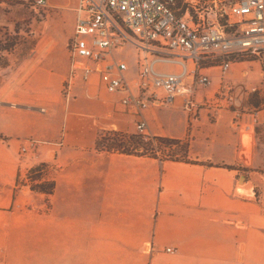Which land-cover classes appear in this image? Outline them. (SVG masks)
<instances>
[{"label":"crops","instance_id":"crops-1","mask_svg":"<svg viewBox=\"0 0 264 264\" xmlns=\"http://www.w3.org/2000/svg\"><path fill=\"white\" fill-rule=\"evenodd\" d=\"M126 62L134 73V59ZM202 72L210 82L199 101L223 86L243 106L250 87L264 95V54ZM92 75L41 112L0 102V264H264V104L244 106L237 123L230 110L202 107L188 120L182 96L139 115ZM140 118L153 136L178 140L177 159L95 150L99 134L136 133ZM26 137L43 145L22 161L55 166L49 196L16 183Z\"/></svg>","mask_w":264,"mask_h":264},{"label":"built area","instance_id":"built-area-1","mask_svg":"<svg viewBox=\"0 0 264 264\" xmlns=\"http://www.w3.org/2000/svg\"><path fill=\"white\" fill-rule=\"evenodd\" d=\"M73 1L75 21L68 42L72 62L63 80L66 94L75 82H85L97 74L107 92L117 95L122 106L139 115L152 101L169 105L182 96L181 107L188 120L202 107L214 113L230 110L232 121H240L246 109L232 87H221L212 100L199 101L196 95L205 92L210 82L202 72L204 66L217 65L225 72L234 61L264 54V0H231L217 13L206 8L198 13L196 21L188 8L179 12L176 0ZM47 2L32 0V6L44 8ZM126 46L134 50L132 74L127 62L117 55ZM158 64L177 65L180 72L157 71ZM247 90L255 93L260 88L252 86ZM146 127L140 118L135 124L136 133L150 144L155 158L167 159L170 146H159ZM42 145L43 141L28 138L20 151L36 159V150Z\"/></svg>","mask_w":264,"mask_h":264},{"label":"rangeland","instance_id":"rangeland-1","mask_svg":"<svg viewBox=\"0 0 264 264\" xmlns=\"http://www.w3.org/2000/svg\"><path fill=\"white\" fill-rule=\"evenodd\" d=\"M188 1L189 3H184L183 0H176V7L179 12L188 8L189 15L196 21L198 13L204 12L206 8H212L217 13L231 0ZM190 5H194L195 8ZM73 7V0H48L46 7L36 9L32 6V0H0V102L14 101L9 103L21 105L36 103L39 105L36 107L49 108L50 105H55L50 100L56 94L59 97L67 98L63 89V80L69 73L71 65L68 56V42L75 21ZM117 55L119 58L131 62L134 59V50L131 46H126ZM32 63L34 64L28 69L23 80L18 81L17 78L24 72L25 67ZM75 65L79 66L80 64L75 63ZM156 70L176 72L179 67L174 64H160L156 66ZM92 78L93 75L90 79ZM16 80L18 82L14 83ZM255 94H258V97H253V93L247 95L243 103L244 106L248 107L251 105V101L257 99L258 106L264 104V95L259 94V91ZM99 136L109 138L115 136L126 142L141 140L137 133L125 135L118 132H104ZM158 145L163 147L164 144L160 142ZM148 146L151 148L150 145ZM169 146L168 156H176L175 150L178 146L174 147L175 149L172 148L173 145ZM47 148V150H55L58 147L51 145ZM95 150L119 152L113 149L107 150L104 147H95ZM17 156L21 165L16 179L19 186H28L29 190L34 192L31 189L32 185L41 182H54L55 166L53 163L48 164L29 159H25L27 162L22 161L24 154L20 149H18ZM36 164H43V166L40 170H31ZM48 204H50L49 201H47V206Z\"/></svg>","mask_w":264,"mask_h":264},{"label":"trees","instance_id":"trees-1","mask_svg":"<svg viewBox=\"0 0 264 264\" xmlns=\"http://www.w3.org/2000/svg\"><path fill=\"white\" fill-rule=\"evenodd\" d=\"M253 97H258V94L253 93ZM251 104L254 106H258L259 101L253 100L251 101ZM131 138V137H129ZM141 138V137H140ZM157 138V140L165 145H176L178 144V140H173V139H165V138ZM142 140V139H141ZM141 140H135L132 142H126L122 140L121 138H116L114 137H105V136H99L95 139L94 144L95 147L101 148L104 147L107 150L113 149L122 153L126 154H135V155H148L152 157H156V154L153 150V148H149L148 145L149 143L142 142ZM148 144V145H147ZM182 150V147H181ZM165 157L167 159H177L176 156H168V154H165ZM180 159V158H179ZM43 164H36L31 170H40L42 168ZM34 192L43 194L44 196H49L53 193L54 190V182H41V183H36L32 185L31 188Z\"/></svg>","mask_w":264,"mask_h":264},{"label":"water","instance_id":"water-1","mask_svg":"<svg viewBox=\"0 0 264 264\" xmlns=\"http://www.w3.org/2000/svg\"><path fill=\"white\" fill-rule=\"evenodd\" d=\"M10 105L15 106V104H10ZM249 151H250V135L244 133L242 139V154L240 156L241 160H243L244 163H249Z\"/></svg>","mask_w":264,"mask_h":264}]
</instances>
